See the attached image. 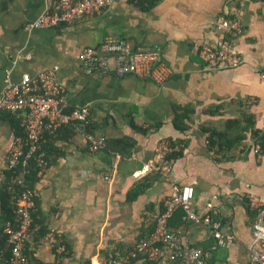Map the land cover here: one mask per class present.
Masks as SVG:
<instances>
[{"label":"crops","instance_id":"obj_1","mask_svg":"<svg viewBox=\"0 0 264 264\" xmlns=\"http://www.w3.org/2000/svg\"><path fill=\"white\" fill-rule=\"evenodd\" d=\"M56 1L0 0V90L7 70L19 82L24 74L57 66L70 108L88 106L97 134L131 138L136 149L130 156L106 147L93 152L80 126L46 134L50 164L35 187L37 222L43 225L33 226L26 241L31 264L58 262L49 240L53 231L71 246L63 264H111V255L118 264H175L127 256L156 228L174 185L184 184L195 188L197 212L214 215L222 232L236 240L219 245L205 223L184 221L182 209L170 218V227L181 232L186 245L201 248L210 264H251L256 216L249 194L264 200V154L251 129L240 145L218 154L209 129L223 130L228 119L239 118L264 131V0H113L101 14L28 31L27 24ZM234 20L243 27L237 36L227 30ZM114 35L135 51L159 47L173 69L170 79L160 84L137 75L90 76L81 51ZM224 41L244 63L208 68L202 47ZM179 114L184 128L175 124ZM25 118L0 115V217L8 156L16 126H24ZM164 140L178 152L169 176L157 152ZM138 187L145 190L133 194ZM2 255L0 264H7Z\"/></svg>","mask_w":264,"mask_h":264},{"label":"built area","instance_id":"obj_2","mask_svg":"<svg viewBox=\"0 0 264 264\" xmlns=\"http://www.w3.org/2000/svg\"><path fill=\"white\" fill-rule=\"evenodd\" d=\"M113 0H57L40 16L29 22L28 31L38 28L57 27L74 23L85 17L101 14L112 4ZM227 30L232 36L242 32V24L238 20L228 22ZM208 68L213 70L231 69L244 63V57L230 48L229 41L220 45H205L200 51ZM80 60L90 76H106L115 74L120 78L137 75L164 83L173 74V69L164 61L159 47L151 50H132L130 45L119 36H110L98 46L85 47ZM264 79V71L261 74ZM25 114V133L16 135L7 161V169L17 172L14 181L20 187L18 193L17 218L9 221L0 232V240L6 237L11 254L9 264H31L26 253V241L32 230L33 212L37 209L39 192L26 184V166L31 158L36 157L41 167L40 174L49 166L44 151L46 132H53L67 124H74L85 129L91 123V111L88 106L70 108L66 87L61 82L58 67L39 72L36 76L24 74L21 81L12 80L10 70L6 71V80L0 90V115L4 113ZM89 148L96 152L106 145V137L85 131ZM174 150L170 141H162L157 152L164 161L163 173L169 176L173 160L167 156ZM173 192L166 199L165 211L157 217L156 228L142 237L127 258L144 255L152 262L168 261L175 264H210L204 251L199 247H191L184 243L179 230L169 225L170 218L178 209H183V220L187 222L205 223L212 231L217 243L226 246L236 240L234 234H224L221 221L212 214H200L193 205L195 188L191 184L174 185ZM249 204L256 210V221L253 229V240L249 245L251 264H264V200L249 194ZM213 207V203H209ZM49 240L55 246L54 231L49 233ZM68 250L64 244L56 248L58 254ZM111 264L119 261L111 255ZM56 264H63L58 261Z\"/></svg>","mask_w":264,"mask_h":264},{"label":"trees","instance_id":"obj_3","mask_svg":"<svg viewBox=\"0 0 264 264\" xmlns=\"http://www.w3.org/2000/svg\"><path fill=\"white\" fill-rule=\"evenodd\" d=\"M181 118H182V115L179 114L177 118L175 119V124L176 126L180 128H184L185 124L183 125L179 124V121L181 120ZM65 127L77 128L76 125L74 124H67L57 129L56 131H60L61 129ZM249 129H251L252 131V137L254 139L256 146H259V151L262 154H264V131L256 130L254 129V127H252L249 124H246V123L243 124V121L239 118L228 119L226 121V127L223 130H218V129H213V128L209 129L210 146L214 150H216L218 154H224L225 151L235 148L238 145H240L243 142V140L246 139L247 137L246 133ZM85 131L97 134L96 126L95 124L92 123V120H91V123L85 128ZM24 133H25L24 126L22 127L20 125L16 126V135H23ZM47 133L48 132H46V134ZM172 146L174 147V150L168 154L167 159L174 161L178 152L176 151L177 145L172 143ZM105 147L107 150L113 151L115 153H119L122 156H130L133 153V151L136 149L135 142L131 138L106 139ZM44 151L46 152V159L50 164L48 144L45 142H44ZM22 169H24V167L21 165L19 169H17V172L22 171ZM40 170H41V167L38 165L36 157L31 158L28 162V165L26 166V184L28 187L30 188L36 187L37 183L40 180V176H41ZM7 172H8L7 173L8 179L6 181V187H5L4 192L1 195L2 211H1V217H0V232L3 231L4 227L9 221H15L17 218L16 209L18 207V199H19L18 193L20 192L19 185L15 183L14 181L15 180L14 176L17 174V172L12 171V170H8ZM144 190H145L144 187L142 188L138 187L135 190H133V194H138L140 192H143ZM36 210L33 212V218H34L33 226L34 227L37 226L38 223H42L43 225V222L41 220L37 222V216L39 215V213ZM253 211H254V215L256 216V213H257L256 210H253ZM183 215H184V212L182 216ZM47 231H48L47 227L44 226L40 230V233L41 235L44 236L47 234ZM62 244H64L67 250L70 252L71 246L69 245V243L63 240L62 238H60L59 236H56V243L54 246L55 251H56V248ZM67 252L63 254L57 253V260L60 262H63L64 258L66 257ZM26 253L29 255L27 250H26ZM1 254H3L2 255L3 258L7 259L6 260L7 264H9L8 259L10 257L11 251H10V248L8 247L6 237H3L0 240V256Z\"/></svg>","mask_w":264,"mask_h":264}]
</instances>
